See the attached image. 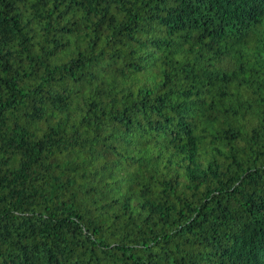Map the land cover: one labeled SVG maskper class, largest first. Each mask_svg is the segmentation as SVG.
Returning <instances> with one entry per match:
<instances>
[{
	"label": "trees",
	"instance_id": "trees-1",
	"mask_svg": "<svg viewBox=\"0 0 264 264\" xmlns=\"http://www.w3.org/2000/svg\"><path fill=\"white\" fill-rule=\"evenodd\" d=\"M0 264H264V0H0Z\"/></svg>",
	"mask_w": 264,
	"mask_h": 264
}]
</instances>
